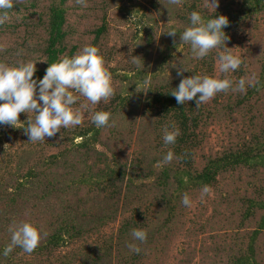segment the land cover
<instances>
[{"label": "trees", "instance_id": "trees-1", "mask_svg": "<svg viewBox=\"0 0 264 264\" xmlns=\"http://www.w3.org/2000/svg\"><path fill=\"white\" fill-rule=\"evenodd\" d=\"M97 1V21L84 33L77 19L91 6L76 0H25L0 25V61H37V81L62 54L92 44L104 53L115 87L109 103L90 106L82 125L44 142L29 141L23 127L0 124V264H264V0H218L212 11L205 0H183L169 5L170 13L167 0H129L137 29L113 42L116 26L107 12L119 9L120 0ZM192 11L205 20L227 16L226 46L243 60L229 75L255 74V87L218 93L199 107L195 100L177 104L170 93L181 79L217 72L223 50L193 57L180 40ZM173 29L175 37L166 33ZM183 66L190 71L178 76ZM147 78L150 88L138 92ZM102 110L112 113L115 126L95 127L90 116ZM27 118L19 116L25 125ZM166 125L180 129L173 145H164ZM212 130L217 148L209 141ZM169 150L175 158L157 167ZM204 185L212 194L201 199ZM185 192L191 207L181 203ZM20 220L46 234L31 254L16 247L4 256L9 226ZM135 228L147 230L146 242L133 240ZM204 232L212 240L197 246ZM133 243L138 254L129 250Z\"/></svg>", "mask_w": 264, "mask_h": 264}, {"label": "clouds", "instance_id": "clouds-1", "mask_svg": "<svg viewBox=\"0 0 264 264\" xmlns=\"http://www.w3.org/2000/svg\"><path fill=\"white\" fill-rule=\"evenodd\" d=\"M22 3H25V0H0V25L10 19V11L14 5ZM76 3L87 7L86 0H76ZM182 3L183 0H167V4H163L170 13L169 5ZM217 7L218 0H205V9L212 11ZM189 20L190 24L180 33V40L190 45L195 59H203L216 49L223 50L217 55V72L212 75L194 74L181 79L178 87L170 93L175 97L177 104L183 105L195 100L196 107H199L210 102L218 93L229 91L245 93L248 87H255L259 83L255 74L238 80L232 79L229 75L240 69L243 60L239 55L233 54V47L226 46L229 39L224 31L229 26L227 16L219 15L205 20L200 12L192 11ZM166 33L175 37L177 31L173 29ZM36 62L0 61V124L23 127L29 141L33 143L55 137L62 128L70 129L82 125L83 115L91 112L90 106L102 102L107 104L115 95L113 76L99 46L86 44L71 56L67 53L62 54L55 62L49 64L45 75L39 81L33 78L37 70ZM131 62L137 68H144L140 57L131 56ZM184 71L190 70L183 66L178 69L177 75L182 76ZM149 88L150 78H147L143 81V89L137 87L136 90L146 93ZM81 97L86 102L79 103ZM21 113L28 114L26 125L19 119ZM90 119L97 129L115 126L110 111H95ZM180 135L178 127L173 125L169 129L166 125L163 129L164 145L175 144ZM174 158L173 151L169 150L157 167L162 168ZM184 179L187 183V177ZM210 192V187L204 185L200 193L201 199ZM181 203L186 207L192 206L187 192L183 194ZM8 231L11 239L4 249V256H8L16 247L31 254L39 246L42 236L46 234L40 225L27 220L13 221ZM130 234L134 241L144 243L147 240L145 229L135 228ZM128 247L137 254L141 251L134 243Z\"/></svg>", "mask_w": 264, "mask_h": 264}, {"label": "rangeland", "instance_id": "rangeland-1", "mask_svg": "<svg viewBox=\"0 0 264 264\" xmlns=\"http://www.w3.org/2000/svg\"><path fill=\"white\" fill-rule=\"evenodd\" d=\"M130 3L131 2H129V0H120L121 6L119 7V9L112 8V9L108 10L107 16H108V19L110 21V24L112 26H114V25L116 26V27L110 28L109 38H108V40H110V42H113L114 39H121V38H125V37H130L132 31L137 29V27L134 24V22H136L134 6H130ZM86 4H87V6H91V7H89L87 10L83 9L82 10L84 13V14H82L83 16H80L77 19V23L79 26L78 31L81 30L83 33H84V29L89 27V25L91 23H94L97 21V18L95 17L96 16L95 12L97 13V11L100 9V7H99L100 2L97 0H86ZM125 11H126L127 15L124 13ZM122 14L126 15V17H128L129 20H127L124 23H117L118 21L122 20ZM69 17L72 18V15H70ZM75 40L81 41L82 45H84V43L87 41V39L86 38L84 39L83 36H81V34L79 32H77V34L75 35ZM111 64L112 65L115 64V61H112ZM121 71H123L122 68H121ZM166 71L168 72L169 70L166 69ZM211 127H212V125L209 126V128H211ZM77 138H79V137H77ZM209 141H210V144H212L214 148L218 147L217 138H215V130H212L210 132ZM5 143L6 142H4L3 146L6 145ZM263 182H264V178H263ZM210 194H212V192H210ZM213 198L214 197H205V201L208 199H213ZM206 203H208L210 206L212 205V203H210L209 201ZM210 206L205 209L206 214L209 213ZM192 210L194 211L193 207H192ZM211 240H212V237H209V235L204 232V233H201L198 235L196 244H197V246L206 245V244L210 243Z\"/></svg>", "mask_w": 264, "mask_h": 264}]
</instances>
